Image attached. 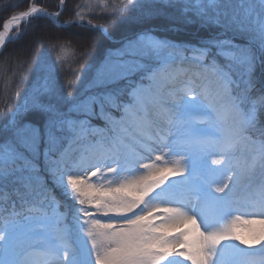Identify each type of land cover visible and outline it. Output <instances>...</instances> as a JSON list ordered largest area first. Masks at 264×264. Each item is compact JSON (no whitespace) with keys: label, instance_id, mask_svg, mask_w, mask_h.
I'll use <instances>...</instances> for the list:
<instances>
[{"label":"snow or ice","instance_id":"obj_1","mask_svg":"<svg viewBox=\"0 0 264 264\" xmlns=\"http://www.w3.org/2000/svg\"><path fill=\"white\" fill-rule=\"evenodd\" d=\"M69 4L0 5V264H264V0Z\"/></svg>","mask_w":264,"mask_h":264},{"label":"trees","instance_id":"obj_2","mask_svg":"<svg viewBox=\"0 0 264 264\" xmlns=\"http://www.w3.org/2000/svg\"><path fill=\"white\" fill-rule=\"evenodd\" d=\"M11 3L16 4V3H20V0H10ZM82 2V0H70V4L69 7L71 8L72 6H74L75 4H78ZM93 2H95V0H93ZM5 3V0H0V5H3ZM38 3L40 5H45L48 7L49 11H52L56 8L57 4H58V0H38ZM232 3L237 6L239 9L243 10L244 7H246L247 5L253 3V0H232ZM26 2L25 3H21V6L17 9V11H21V10H25L26 9ZM8 15V13L6 11H0V21H3V19H5V17ZM69 19L70 17L66 14L64 16H62V20L63 19ZM34 23L36 24H43L44 21H35ZM107 26V25H105ZM110 31L114 32V35L116 37V39H119L121 36V32L119 29L117 30H112L109 29ZM71 31L73 33H76V36H70L67 38V43L68 46L65 47L62 51V56L65 60H67V65H66V71L68 72V78L71 77V69L73 67L77 66V59L78 58H74L73 53L75 51H77V45H76V41H77V37L78 36H91L92 33L87 32L84 28H74L71 29ZM42 32V29H37V35H40ZM97 37H98V42L96 43L95 48H90L89 51L91 53V57L92 58H100L103 55L104 49L105 47H116L118 45L115 44H110L108 41H105L103 39L99 38V33H96ZM28 37H25V40H27ZM24 41H21V43H23ZM92 41H80V48L79 50H83V47L86 44H91ZM43 45V42L41 43H34L31 45L27 56L24 58L26 63H25V68L28 74V82L30 83L34 73L32 72V61L35 58L36 54L38 51L41 50ZM44 47H46V45H43ZM16 47L15 44H8L6 49L4 50V55H0V107L3 106V101L5 99V87L6 84L8 83L9 77H11L12 75V70H13V65L12 62L9 61L7 63V65H5V57L8 55V53L14 48ZM59 51V50H58ZM55 58V54H53V59ZM22 90V89H21Z\"/></svg>","mask_w":264,"mask_h":264},{"label":"rangeland","instance_id":"obj_3","mask_svg":"<svg viewBox=\"0 0 264 264\" xmlns=\"http://www.w3.org/2000/svg\"><path fill=\"white\" fill-rule=\"evenodd\" d=\"M254 2L258 3V0H253V3ZM61 18H60L61 22L68 20L67 18L63 20ZM246 219H248V217L241 216V222L237 226V231L240 232L241 234H244L247 231V229L251 227L250 225L243 223V221Z\"/></svg>","mask_w":264,"mask_h":264}]
</instances>
